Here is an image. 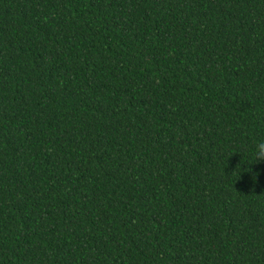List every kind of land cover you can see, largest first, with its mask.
I'll return each mask as SVG.
<instances>
[{"label":"trees","instance_id":"trees-1","mask_svg":"<svg viewBox=\"0 0 264 264\" xmlns=\"http://www.w3.org/2000/svg\"><path fill=\"white\" fill-rule=\"evenodd\" d=\"M261 140L264 0H0V264H264Z\"/></svg>","mask_w":264,"mask_h":264},{"label":"clouds","instance_id":"clouds-1","mask_svg":"<svg viewBox=\"0 0 264 264\" xmlns=\"http://www.w3.org/2000/svg\"><path fill=\"white\" fill-rule=\"evenodd\" d=\"M264 162V140L258 141L254 145V151H253V162L251 164H248V167L244 169V171H248L252 173L253 177L257 176L258 173L253 170L251 165ZM240 172L238 173L239 176Z\"/></svg>","mask_w":264,"mask_h":264}]
</instances>
